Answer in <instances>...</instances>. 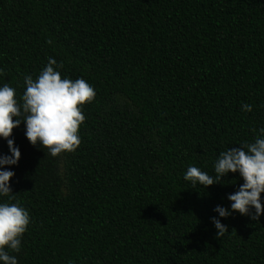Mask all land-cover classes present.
<instances>
[{
	"label": "trees",
	"instance_id": "obj_1",
	"mask_svg": "<svg viewBox=\"0 0 264 264\" xmlns=\"http://www.w3.org/2000/svg\"><path fill=\"white\" fill-rule=\"evenodd\" d=\"M49 57L96 95L75 152L13 130L9 184L30 214L18 264H264V215L221 218L219 239L211 222L239 175L183 179L264 127V0H0V84L21 96Z\"/></svg>",
	"mask_w": 264,
	"mask_h": 264
},
{
	"label": "clouds",
	"instance_id": "obj_2",
	"mask_svg": "<svg viewBox=\"0 0 264 264\" xmlns=\"http://www.w3.org/2000/svg\"><path fill=\"white\" fill-rule=\"evenodd\" d=\"M57 63L49 57L46 66L33 79L24 77V91L17 95L8 83L0 84V139L7 143L8 154H0V264H18L16 255L21 249L23 234L30 224L29 211L16 200L9 181L15 173L21 153L14 144L13 130L24 124V135L32 146H39L52 157L61 153L75 152L81 144L79 128L85 120L82 106L91 103L96 95L94 87L83 78L75 80L61 76ZM3 69H0V76ZM252 105L243 103L241 111L251 112ZM214 174L189 165L183 179L193 187L222 184L229 173L238 174L243 183L227 196L230 208L217 205L211 218L217 230V238L228 233L221 218L233 213L259 221L264 215V127L254 142H244L239 147H228L216 158ZM7 197V201L3 198ZM15 201V202H12Z\"/></svg>",
	"mask_w": 264,
	"mask_h": 264
}]
</instances>
